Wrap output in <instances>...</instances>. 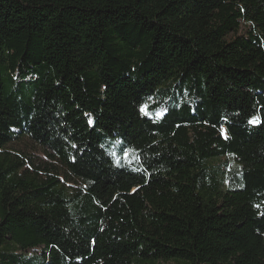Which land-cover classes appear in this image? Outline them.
<instances>
[{"label":"trees","instance_id":"trees-1","mask_svg":"<svg viewBox=\"0 0 264 264\" xmlns=\"http://www.w3.org/2000/svg\"><path fill=\"white\" fill-rule=\"evenodd\" d=\"M157 262L264 264V0H0V264Z\"/></svg>","mask_w":264,"mask_h":264},{"label":"rangeland","instance_id":"rangeland-1","mask_svg":"<svg viewBox=\"0 0 264 264\" xmlns=\"http://www.w3.org/2000/svg\"><path fill=\"white\" fill-rule=\"evenodd\" d=\"M146 112V110H144ZM28 144V143H27ZM38 148V147H37ZM39 149V148H38ZM42 152V151H41ZM223 164H230V167L227 169V171L229 170H235L238 168L239 164L238 162L234 159V157L229 156L227 158L221 159L220 160ZM32 253V252H31ZM163 263V262H162ZM146 264H151V263H146ZM158 264V262L156 263ZM168 264H176L174 262H170Z\"/></svg>","mask_w":264,"mask_h":264},{"label":"snow or ice","instance_id":"snow-or-ice-1","mask_svg":"<svg viewBox=\"0 0 264 264\" xmlns=\"http://www.w3.org/2000/svg\"><path fill=\"white\" fill-rule=\"evenodd\" d=\"M250 122L253 123V124H257V123H259V118L258 117H253Z\"/></svg>","mask_w":264,"mask_h":264}]
</instances>
